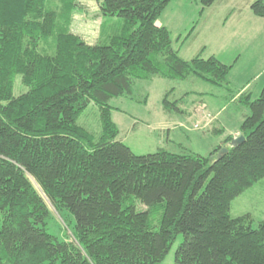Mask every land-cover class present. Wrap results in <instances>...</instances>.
Returning a JSON list of instances; mask_svg holds the SVG:
<instances>
[{"label":"trees","instance_id":"trees-1","mask_svg":"<svg viewBox=\"0 0 264 264\" xmlns=\"http://www.w3.org/2000/svg\"><path fill=\"white\" fill-rule=\"evenodd\" d=\"M76 1L62 0V15L50 0H0V264H160L179 236L176 264H264V221L231 215L264 180V88L238 99L249 109L240 145L230 136L209 156L136 155L119 139L112 99L157 77L230 90L233 66L201 53L182 59L158 25L174 0H95L105 19L125 21L96 45L69 32ZM217 1L201 0V16ZM251 10L264 18V0ZM49 40L50 55L39 50ZM18 76L28 91L15 96ZM91 104L101 109L99 139L78 123ZM32 179L70 217L74 241L50 234Z\"/></svg>","mask_w":264,"mask_h":264},{"label":"rangeland","instance_id":"rangeland-1","mask_svg":"<svg viewBox=\"0 0 264 264\" xmlns=\"http://www.w3.org/2000/svg\"><path fill=\"white\" fill-rule=\"evenodd\" d=\"M253 1L218 0L202 16L201 0H174L168 6L158 24L171 31L174 48L182 59L191 61L199 53L205 59L216 56L233 66L229 75L232 83L230 90H227L195 77L186 80L157 77L139 82L134 88L133 97L112 99L110 104L115 108L112 110V120L120 131L119 139L136 155H149L164 149L173 153L209 156L220 147L217 143L226 141L230 136L235 139L241 135V117L243 113H249V109L238 99H232L249 84L254 92L253 100H256L264 86V18L253 14ZM50 8L62 15L68 12L64 10L62 0H50ZM68 18L69 32L89 45L107 42V37L120 33L125 24L119 18L105 19L101 13V2L95 0H77ZM54 46V41L49 40L40 43L39 50L50 55L55 51ZM233 60L238 64H233ZM27 91L22 77L18 76L15 96ZM167 93L171 105L165 113L163 99ZM201 98L207 103L217 100L222 107H229L220 119L225 129L218 126L216 116L205 108L195 111L197 114L194 116L188 113L192 102ZM174 108L179 109L178 116L174 115ZM183 110L187 111V115L183 114L186 113ZM170 113L174 116L169 119ZM78 123L99 139L102 133L100 107L91 104ZM237 126L240 131H235ZM222 146H225V142ZM32 182L51 211L50 234L61 241H74L70 217L57 212L35 180ZM231 215L235 218L249 215L255 228L264 221V180L233 202ZM182 242L183 236H179L160 264H176V252Z\"/></svg>","mask_w":264,"mask_h":264},{"label":"crops","instance_id":"crops-1","mask_svg":"<svg viewBox=\"0 0 264 264\" xmlns=\"http://www.w3.org/2000/svg\"><path fill=\"white\" fill-rule=\"evenodd\" d=\"M202 11V10H201ZM200 11V12H201ZM205 12V11H204ZM233 13V12H232ZM255 21H258V20H255ZM159 26H161V27H164L162 24H158ZM167 28V27H166ZM168 29V28H167ZM262 29H260L259 31H261ZM262 32H264V30L262 31ZM254 39V38H253ZM200 54V53H199ZM216 57V56H215ZM216 58H218V57H216ZM219 60H220V58H218ZM235 60V59H234ZM232 61L233 62V64H235V65H237L238 63H236V62H238V61H240V59L238 60V61ZM221 61V60H220ZM222 62V61H221ZM235 62V63H234ZM224 63V62H223ZM226 64V63H225ZM229 79V78H228ZM230 83H232V80L231 81H229ZM231 85V84H230ZM261 86H262V84H261ZM263 88H264V86H263ZM262 88V89H263ZM262 91V90H261ZM244 92H248L249 94H251L252 95V99H253V97H254V92L253 91H251V87H249V84L245 87V89H244V91H241V92H239V93H237V95L232 99V101H237V99H239L240 98V96L243 94ZM203 108H205L206 109V111H208V112H210V113H212V114H214L215 116H216V118H217V124H218V126H220L221 128H224L223 127V125L221 124V114H224V113H226L228 110H229V107L227 108V105H225V106H223L222 107V103H220V102H218L217 100H213V101H210V102H205L204 100H202V98L201 99H197V100H194L193 102H192V105H191V109L188 111V113L190 114H193V116L194 115H196L197 113V110L199 111V110H201V109H203ZM182 111V110H181ZM183 111H185L186 113H183L184 115H187V111L186 110H183ZM196 111V112H195ZM166 113V112H165ZM180 114V112H176V114H174V115H179ZM174 115H172L171 113L169 114V116L170 117H168L169 119L170 118H172ZM248 115V113L247 112H245V113H243V116L241 117V118H243V119H241V120H243L244 121V119H245V117ZM243 121H241V122H243ZM241 125H242V123H240V128H241ZM240 128H238V126H237V129H235V131L236 130H239L240 131ZM225 129V128H224ZM222 130V129H221ZM234 131V130H233ZM232 131V132H233ZM226 133H228L229 134V132H227L226 131ZM225 133V134H226ZM227 134V135H228ZM238 137H240V135L238 136ZM237 137V138H238ZM236 139V138H235ZM225 142V140L224 141H221L220 143H217V145H218V147L219 146H222L223 145V143ZM232 212V211H231Z\"/></svg>","mask_w":264,"mask_h":264},{"label":"water","instance_id":"water-1","mask_svg":"<svg viewBox=\"0 0 264 264\" xmlns=\"http://www.w3.org/2000/svg\"><path fill=\"white\" fill-rule=\"evenodd\" d=\"M245 141V137L244 136H240L238 138H236L233 142H232V146H237V145H240L242 142ZM229 150L227 148H224L222 149L220 152H219V159L223 157L224 154H226ZM33 181V180H32ZM34 183V182H33ZM35 185V183H34Z\"/></svg>","mask_w":264,"mask_h":264}]
</instances>
